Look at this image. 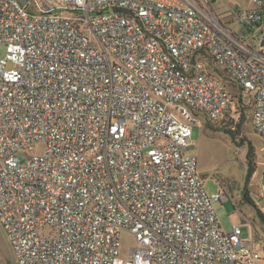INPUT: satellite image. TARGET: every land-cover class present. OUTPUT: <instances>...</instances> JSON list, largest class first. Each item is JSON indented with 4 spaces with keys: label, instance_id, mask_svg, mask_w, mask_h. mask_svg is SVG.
Instances as JSON below:
<instances>
[{
    "label": "built area",
    "instance_id": "obj_1",
    "mask_svg": "<svg viewBox=\"0 0 264 264\" xmlns=\"http://www.w3.org/2000/svg\"><path fill=\"white\" fill-rule=\"evenodd\" d=\"M0 43L14 264H264L254 234L224 230L214 202L229 193L209 195L187 153L192 127L233 102L213 67L252 94L264 139V0L224 14L212 0H0Z\"/></svg>",
    "mask_w": 264,
    "mask_h": 264
},
{
    "label": "rangeland",
    "instance_id": "obj_2",
    "mask_svg": "<svg viewBox=\"0 0 264 264\" xmlns=\"http://www.w3.org/2000/svg\"><path fill=\"white\" fill-rule=\"evenodd\" d=\"M231 2L239 4L245 8L248 0H216L213 2L214 8L225 13L231 6ZM7 55V48L4 43H0V58ZM8 63V67H12ZM212 70L222 75L225 84L232 94L233 102L228 111L225 121L239 117V104L242 97L248 104V120L243 125L236 141L224 132L223 123H211L202 118V123L192 127V144L195 146L187 153L197 157V169L202 178L204 187L209 195L226 190L229 199L214 202L219 220L226 231H230L235 224L242 228V238L251 240L254 234L255 245L262 254L264 263V220L260 212L264 214V199L261 197V173L264 166V139L255 130L252 123L253 103L252 94L248 91H240L239 86L230 81L224 71L213 67ZM245 136L252 141L254 146V166L253 175L247 181L248 160L247 154L249 144H240V138ZM45 149L44 143H36L27 152L30 154L42 153ZM253 203L244 200L245 192ZM46 231V230H45ZM122 250L121 255L127 256L130 248L136 245L135 237L132 233L124 231L121 235ZM0 264H14V257L7 243L6 237L0 229Z\"/></svg>",
    "mask_w": 264,
    "mask_h": 264
},
{
    "label": "trees",
    "instance_id": "obj_3",
    "mask_svg": "<svg viewBox=\"0 0 264 264\" xmlns=\"http://www.w3.org/2000/svg\"><path fill=\"white\" fill-rule=\"evenodd\" d=\"M232 82H234V81H232ZM239 88H240V91H245V89L243 87L239 86ZM252 103H253V113H252V123H253V117H254V102H253V99H252ZM248 104L249 103H245L244 102L242 97L240 98L239 117H238V119L236 121H234V118H231V120L225 121L227 119L229 113H227L226 117L223 120L219 121V122H213V121H211L209 119H206V120H208L211 123H223V122H225L226 125L224 127H222V129L224 130V132L226 134H228L232 138V140L236 141L238 139V136H239L241 130H242L243 125L246 123V121L249 118V115L247 113ZM253 126H254V123H253ZM239 143L240 144H245V143L249 144V149H248V154H247V160H248V164H249L248 173H247V181H249L251 176L253 175V166H254L253 164H254V155H255L254 146L252 144V141L247 139L245 136H242L240 138ZM262 199H264V198L262 197ZM244 200L253 203V200L249 196V192L248 191H246L245 194H244ZM260 215L262 216V219L264 220V214H262L260 212Z\"/></svg>",
    "mask_w": 264,
    "mask_h": 264
},
{
    "label": "crops",
    "instance_id": "obj_4",
    "mask_svg": "<svg viewBox=\"0 0 264 264\" xmlns=\"http://www.w3.org/2000/svg\"><path fill=\"white\" fill-rule=\"evenodd\" d=\"M215 1H216V0H215ZM215 1H212V2H215ZM230 4H231L230 8H232V7L235 8V9L238 8V7L241 8V7L239 6V4H236V3H234V2H231ZM248 5H249V0H248V2H247L246 7H247ZM230 8H228V9H230Z\"/></svg>",
    "mask_w": 264,
    "mask_h": 264
},
{
    "label": "water",
    "instance_id": "obj_5",
    "mask_svg": "<svg viewBox=\"0 0 264 264\" xmlns=\"http://www.w3.org/2000/svg\"><path fill=\"white\" fill-rule=\"evenodd\" d=\"M21 2H25V0H20ZM212 1H215V0H212Z\"/></svg>",
    "mask_w": 264,
    "mask_h": 264
}]
</instances>
